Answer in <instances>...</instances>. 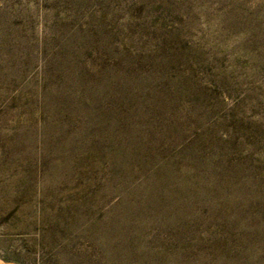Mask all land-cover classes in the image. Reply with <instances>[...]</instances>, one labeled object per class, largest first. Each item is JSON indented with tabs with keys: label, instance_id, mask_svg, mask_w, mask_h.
Wrapping results in <instances>:
<instances>
[{
	"label": "rangeland",
	"instance_id": "374dc122",
	"mask_svg": "<svg viewBox=\"0 0 264 264\" xmlns=\"http://www.w3.org/2000/svg\"><path fill=\"white\" fill-rule=\"evenodd\" d=\"M0 260L264 264V0H0Z\"/></svg>",
	"mask_w": 264,
	"mask_h": 264
},
{
	"label": "bare ground",
	"instance_id": "6f19581e",
	"mask_svg": "<svg viewBox=\"0 0 264 264\" xmlns=\"http://www.w3.org/2000/svg\"><path fill=\"white\" fill-rule=\"evenodd\" d=\"M0 264H5V263H2L1 260H0ZM10 264H13V263H10Z\"/></svg>",
	"mask_w": 264,
	"mask_h": 264
}]
</instances>
